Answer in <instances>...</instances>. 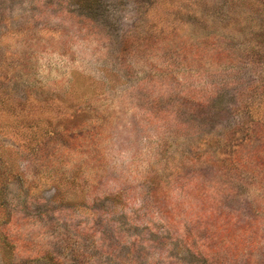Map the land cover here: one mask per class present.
<instances>
[{
	"label": "rangeland",
	"instance_id": "374dc122",
	"mask_svg": "<svg viewBox=\"0 0 264 264\" xmlns=\"http://www.w3.org/2000/svg\"><path fill=\"white\" fill-rule=\"evenodd\" d=\"M0 264H264V3L0 0Z\"/></svg>",
	"mask_w": 264,
	"mask_h": 264
},
{
	"label": "trees",
	"instance_id": "16d2710c",
	"mask_svg": "<svg viewBox=\"0 0 264 264\" xmlns=\"http://www.w3.org/2000/svg\"><path fill=\"white\" fill-rule=\"evenodd\" d=\"M260 1V3H264V0H259Z\"/></svg>",
	"mask_w": 264,
	"mask_h": 264
}]
</instances>
